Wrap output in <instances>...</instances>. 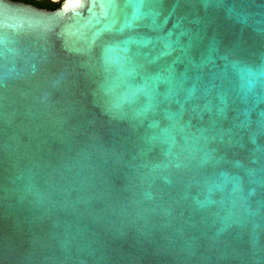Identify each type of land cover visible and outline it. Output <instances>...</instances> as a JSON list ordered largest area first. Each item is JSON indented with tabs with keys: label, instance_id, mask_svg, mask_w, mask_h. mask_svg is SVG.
Segmentation results:
<instances>
[{
	"label": "water",
	"instance_id": "water-1",
	"mask_svg": "<svg viewBox=\"0 0 264 264\" xmlns=\"http://www.w3.org/2000/svg\"><path fill=\"white\" fill-rule=\"evenodd\" d=\"M0 264H264V0H0Z\"/></svg>",
	"mask_w": 264,
	"mask_h": 264
},
{
	"label": "trees",
	"instance_id": "trees-1",
	"mask_svg": "<svg viewBox=\"0 0 264 264\" xmlns=\"http://www.w3.org/2000/svg\"><path fill=\"white\" fill-rule=\"evenodd\" d=\"M23 2L32 3L33 5H36L40 8H44L48 10H55L60 5L61 0L58 2H53L50 0L49 1L23 0Z\"/></svg>",
	"mask_w": 264,
	"mask_h": 264
},
{
	"label": "flooded vegetation",
	"instance_id": "flooded-vegetation-1",
	"mask_svg": "<svg viewBox=\"0 0 264 264\" xmlns=\"http://www.w3.org/2000/svg\"><path fill=\"white\" fill-rule=\"evenodd\" d=\"M15 1H21V2H23V0H15ZM37 1H49V0H37ZM50 1H53V0H50Z\"/></svg>",
	"mask_w": 264,
	"mask_h": 264
},
{
	"label": "rangeland",
	"instance_id": "rangeland-1",
	"mask_svg": "<svg viewBox=\"0 0 264 264\" xmlns=\"http://www.w3.org/2000/svg\"><path fill=\"white\" fill-rule=\"evenodd\" d=\"M58 1H60V0H53V2H58Z\"/></svg>",
	"mask_w": 264,
	"mask_h": 264
}]
</instances>
